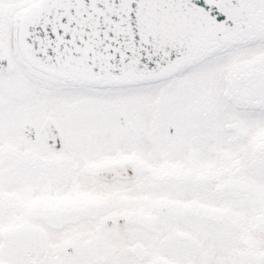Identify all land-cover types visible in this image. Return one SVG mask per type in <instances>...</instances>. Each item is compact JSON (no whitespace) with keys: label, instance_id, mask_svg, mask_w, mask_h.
Wrapping results in <instances>:
<instances>
[{"label":"snow or ice","instance_id":"6c2138e0","mask_svg":"<svg viewBox=\"0 0 264 264\" xmlns=\"http://www.w3.org/2000/svg\"><path fill=\"white\" fill-rule=\"evenodd\" d=\"M0 264H264V0H0Z\"/></svg>","mask_w":264,"mask_h":264}]
</instances>
